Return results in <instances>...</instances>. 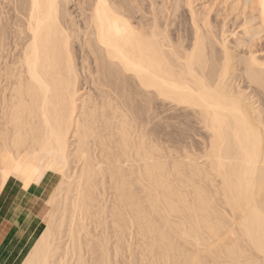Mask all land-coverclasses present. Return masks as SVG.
Instances as JSON below:
<instances>
[{
  "label": "bare ground",
  "instance_id": "obj_1",
  "mask_svg": "<svg viewBox=\"0 0 264 264\" xmlns=\"http://www.w3.org/2000/svg\"><path fill=\"white\" fill-rule=\"evenodd\" d=\"M37 2H54L59 8L53 11L56 25L51 33L44 31L35 48L30 47L31 32L28 30L32 0H16L17 5L12 8L19 17L15 18L13 34L16 36L9 56L5 54L8 48L3 43L0 28V190L10 177L19 180L25 190L48 172L59 177L46 201L47 212L42 229L20 264H83V261L102 264L114 262L117 258L124 264L125 259L154 258L171 259L178 264L180 260L187 261L197 256L205 264H217L222 260L242 258L249 247L247 237L258 238L260 231L264 172L257 170L252 188L242 191L233 179L238 170L232 164L223 168L220 165V158H231L230 137L218 140L213 146L201 109L182 103L179 98H163L157 85L159 81L172 78L183 79L189 86L196 84V79L187 71L188 66H181L176 55L188 60L194 58L193 70L198 78L210 79L215 75L218 79L227 50L231 54V63L226 87L229 92L243 98L245 109L255 114L258 123L260 104L257 107L251 101V95L248 97L243 88L233 84L235 81L232 79L239 66L242 74L240 72L238 76L246 77L250 84L264 90V68L261 67L264 62L251 52L247 57L236 53V49L250 46L263 28L243 26L241 31L245 38L234 37V46L224 37L225 32L219 34L222 37L215 42L211 33L203 32L208 13L205 20L187 3V22L192 28V37L190 43L183 45L181 36L173 43L153 23L146 28L142 23L134 25L120 0H86L83 2L85 8H79L80 23L69 12L71 0ZM97 2L108 6L100 11L107 13L104 28L106 36L109 31L111 33L110 49L100 43L96 25L92 22ZM250 2L244 0V4ZM18 4H24V7L21 9ZM261 23L264 25V19ZM126 27L143 32L151 39L164 70L156 67L152 74L144 71L150 66L148 51H142L134 41L116 38L117 29L123 31ZM72 38L78 42L77 54L72 49ZM26 51L32 59L31 73L39 82L30 74ZM109 52L111 59L108 58ZM75 58L80 60L85 92H80L82 88L79 87L80 75ZM87 60L92 62L91 67L84 65ZM127 79L133 88L132 85L129 89L124 87ZM115 84L121 89L118 93L113 91L116 94L113 96L110 90ZM125 92H133L139 104L142 99L149 102L153 98H161L178 108L196 112L209 136L204 161L198 162L188 155L179 157L177 154V157L170 150L164 152L149 137V132L145 133L140 106H137L139 112L133 111V99L130 101ZM259 102L256 101L257 104ZM53 128L62 134L58 158L49 156L46 146ZM13 160H28L31 167L19 174L10 171L5 175L6 167H14ZM161 161L166 165L164 172L159 171ZM33 167L40 170L38 176L33 174ZM239 212H246V215L242 217ZM233 215H239L242 220L236 223ZM126 253L130 255L126 256Z\"/></svg>",
  "mask_w": 264,
  "mask_h": 264
},
{
  "label": "snow or ice",
  "instance_id": "obj_2",
  "mask_svg": "<svg viewBox=\"0 0 264 264\" xmlns=\"http://www.w3.org/2000/svg\"><path fill=\"white\" fill-rule=\"evenodd\" d=\"M95 7L96 12L92 17V22L96 25L100 43L103 47L110 49L111 33L109 31L106 36L104 28L107 13L102 14L100 11L102 7L106 9L108 6L97 2ZM236 7L238 9L243 8L245 12L251 8L253 14L258 13L259 17L264 19V0H251L248 4H240ZM58 8L59 5L54 2L39 3L37 0H32L31 16L28 17V30L31 32L32 42L30 47L35 48L45 30L51 33L57 22L53 11L58 10ZM116 38L134 41L140 46L142 51L145 49L148 51L150 66L145 68L144 71L152 74L156 67L164 70V64L159 59L158 51L145 33H138L126 27L123 31L117 29ZM25 55L28 59L30 74L34 80L39 82L35 74L31 73L32 59L28 57L27 51ZM108 58L111 59L110 52ZM175 58L181 66H188L187 71L196 79V84L189 86L183 79L172 78L159 81L157 90L163 98H172L174 100L179 98V101L182 103L199 107L208 125V130L212 135L213 146L216 145L218 140H222L226 136L230 137V143H232L231 158L228 160L220 158L221 168L226 164H232L238 170L233 177L238 187L242 191L245 188L250 190L253 186V179L257 170L264 172V113L261 114V118L257 123L255 114L245 109L243 98L234 92L228 91L225 81L231 63V54L227 50L225 51L224 66L219 72L218 79L215 75L210 79L198 78L196 72L193 70L195 66L194 58L192 60L183 59L180 55H176ZM261 67L264 68V66ZM153 78L159 80L158 76H154ZM141 79L143 80V77ZM262 86H264V82H262ZM125 121H127V117H125ZM125 127H127V124H125ZM62 142V134L53 128L50 138L46 140V146L49 148L48 155L58 158ZM58 162L59 160L57 159ZM12 165L14 167L11 165L6 167L5 175L10 174V171L19 174L31 167V162L28 160H13ZM165 169L166 165L161 161L159 171L164 172ZM32 172L36 176L40 174L38 168L33 167ZM260 218L261 227L258 238L252 235L247 237L249 247L243 253L242 258L222 260L218 261L217 264H264V208L260 210ZM125 255L128 256L130 253H126ZM83 264H88V262L83 261ZM102 264H124V262L117 258L114 262L108 261L102 262ZM127 264H177V262L171 259L154 258L151 260L127 261ZM178 264H205V261L197 256V258L187 261L180 260Z\"/></svg>",
  "mask_w": 264,
  "mask_h": 264
},
{
  "label": "rangeland",
  "instance_id": "obj_3",
  "mask_svg": "<svg viewBox=\"0 0 264 264\" xmlns=\"http://www.w3.org/2000/svg\"><path fill=\"white\" fill-rule=\"evenodd\" d=\"M75 1H76V3H75ZM78 1H80V2H78ZM85 1L86 0H71V2L69 3V5L70 4L72 5V6H69V12H70V14H71L72 17H76V19H77L76 21H79L80 20L78 23H80L81 20H82V17H80L78 15L79 14V8H82V7L85 8V4L83 5V2H85ZM120 1L122 2L121 4L123 6V9L126 10L125 13L126 12H127V14L130 13L128 15H130L131 20H132V23L134 25H138V24H141L142 23L141 25H143L144 28H146V27H148V25L150 26V24H151V26H152L154 24V25H156L157 29L160 32H164L168 36V38H170L171 41L173 40L172 41L173 43H176V38L181 36L180 38H181V40L183 42V45L190 43V40H191V37H192V32H191L192 31V28H191V26L189 24V21L187 22V20H189L188 6H186L187 3H189L190 5L192 4L191 7L198 14L200 13L199 14L200 16H202L203 18L205 17V20H206V17L209 15L207 17V18H209V19H207L209 21L206 20V25L204 26L205 27L204 28L205 30L203 29V32L205 31L204 33H211L212 34V37L214 38V41H215V39H217L219 41L220 37H222L223 33L225 32L224 33V37H226L227 40L230 41L229 42L230 44L233 42L231 44V46H234V41H235V38L234 37H236L237 39L238 38L239 39H244L245 36L243 35V32H242L243 29L245 27L247 28V27H250L252 25L255 27L257 25L259 28H263L261 30L259 36H258L259 38L257 37L250 46L240 47V48L236 49V53H239V56H244L245 55L247 57V55H249V53L251 52L260 61H263L264 62V25L261 23V19L259 18V14H253V12L251 13V11H252L251 8H249V10H247V12H244L245 11L244 9H242V8H239L238 9L236 7L237 5H240L241 2L244 4V0H240L241 2L239 0H235V1L234 0H221V1L220 0H200V1L199 0H175V1H173V0H132L133 2H131V0H124V1L123 0H120ZM125 1H127V2H125ZM136 1L138 3H135ZM182 1H184V2L182 3ZM151 2H152V4H151ZM205 2H207V3H205ZM231 2H232V6H231ZM236 2H237V5H236ZM0 4H1L0 5V13H1L0 24L2 25V26L0 25V28L2 27L1 28L2 34H3L2 35V40H3V43L4 44L6 43L5 45L8 48L7 49V52H5V54L7 56H9L10 50H11V48L13 46V42L15 41L14 39H15V36H16V34H13L14 33V23L16 21L15 18L16 17L17 18L19 17L17 14H15L16 11L14 10L17 4H16V0L15 1L14 0H11V2H10V0H7V1L6 0H2V1L0 0ZM80 4H82V5H80ZM205 4H207V5H205ZM220 5H222V6H220ZM18 6L22 9V7H24V4L23 5L18 4ZM130 6H132V7H130ZM1 7H2V10H4L3 12H1ZM13 7H14V9H12ZM131 8H132L133 11L130 10ZM139 9H141L142 11L139 10ZM171 9H172V11H171ZM207 9L208 10L210 9V11L208 12ZM11 10H13L12 11L13 13L11 12ZM242 10H244V11H242ZM136 11H138L140 13L137 12L138 13V15H137ZM152 11H153V13H151ZM224 11H226L225 12L226 14L224 13ZM73 12H74V14H73ZM170 12H172V14ZM207 13H208V15H207ZM2 14L3 15L5 14V15L3 16ZM139 14H140V16H139ZM243 14H245V15H243ZM135 15H136V17H135ZM251 15H253V16H251ZM243 16H244V19L245 20H243ZM181 17H183V18H181ZM247 17L248 18L251 17L250 18V21H248L249 19ZM253 17H255V19H253ZM153 18L155 19V21H154ZM221 19H223L225 22H223V20H221ZM251 19H253L252 20V23H251ZM4 21H5V23L7 25L4 23ZM137 21H139V22H137ZM148 21H149V23H148ZM254 21H256V22H254ZM243 22H245V25H247V26H245ZM250 23H251V25H250ZM261 25H262V27H261ZM243 26H244V28H243ZM163 28H164V30H163ZM4 29L6 30V32H5ZM166 29H168L169 31L166 30ZM179 29H180V31H179ZM176 30H178V31H176ZM181 31H183V32H181ZM217 31L219 33H217ZM169 32H172V33L169 34ZM220 32H222V33H220ZM228 33L231 34V35H229ZM189 34H190V36H188ZM213 34H214V36H213ZM219 34H222V35L219 36ZM216 35H218V36H216ZM187 36H188V38H187ZM72 39H73L72 49H73V52L76 50L74 53L77 54L78 53L77 52L78 51V49H77L78 48V42H77V39H74V38H72ZM217 40L215 42H218ZM7 44L8 45L10 44V45L8 46ZM74 45H75V47H74ZM249 47H251L250 48L251 50L248 49ZM215 48H217V50L219 49L217 45H215ZM247 51H248V53H246ZM76 59L77 58L74 59L75 65H76V69L78 70V73L80 75V73H81L80 72V66H79L80 65V60H78V59L76 60ZM84 65H86L87 67L88 66L91 67L93 64H92V62H90V61L88 62V60H87ZM238 67H237V71L233 75L234 78L232 80H233V82L235 81V83H233V84L235 86H237V84H238V86H240L241 88H243L244 92L247 93V95H249L248 97H250V95H251V97H250L251 98V101L253 103H255L257 107L260 104L258 108L260 109L261 114L264 113V106H263V103H264V90L260 89L259 87H256V85H254V84L253 85L250 84L247 81L246 77H244L242 75H239L238 76V74L240 72H241L240 74H242V71H241L240 67L239 68ZM80 76H79V85H80L79 87L82 88V90H80V92H82V91L85 92L84 90H86V89H83L84 86L82 85V83H83V77L81 76V78H80ZM80 79H82V80H80ZM80 81H81V83H80ZM111 81L112 82H115V80H113V79ZM125 81H124V87L126 89H129L128 87H130L132 85L131 84V81H129V79H127L126 82ZM117 87H118L117 84H115L113 86V88H112L113 90H110L112 92L111 94H113V96H115L116 95L115 93H118L120 91V89H121V88H117ZM240 87H238V88H240ZM254 87H256V89H254ZM85 88H86V86H85ZM115 88H116V90H115ZM132 88H133V85H132ZM253 90H254V92H253ZM256 92H257L258 95L256 94ZM129 93L128 92H125L124 94L127 97L130 98V99L128 98L130 101H131V99H133V102L131 103L132 110L139 112V110L137 108L140 106V112L139 113L141 114L140 117H141V120H142V123H143V127H144L145 133L147 134L149 132L148 133L149 137L151 139H153L156 143H158L157 145L164 152L168 153L167 151L170 150L169 152L172 155L177 156V157H178V155H179V157H181L183 155H188V156H192L193 158H195L198 162H203L204 161V155H205L206 151L208 150L209 136H208V133L205 130L203 124L200 123L199 117L196 114V112L192 111L189 108H186V109L183 108V107H181V108L179 107L178 108L176 105L174 106L173 103L168 102L167 100L165 101L164 99L161 100V98H158V99L157 98H153L152 100H149V102H147L146 99H144L145 101H143V99H142L141 100V104H139L137 101H135V100H138V98L135 97V95L133 94V92L132 93L129 92ZM254 96H255V99H254ZM252 98H253L254 101L252 100ZM155 99H157V101ZM259 100H260V102H259ZM256 101L259 102V103L257 104ZM262 107H263V109H262ZM177 109H179V110H177ZM191 114H193V115H191ZM148 115H149V117H148ZM194 115H197V116H194ZM146 118L147 119L149 118L148 119L149 121ZM153 118H154V121L151 120ZM146 123H148V124H146ZM169 148H171V149H169ZM226 211H227V213H229V210L228 209ZM241 213H240V216L246 215V212H245V214L244 213L241 214ZM235 217L233 215L232 219L233 218L235 220L237 219L235 221L236 223H237V221L240 222L242 220V219H240L239 215H235ZM130 242L131 241H129V243ZM21 260L17 264H20ZM130 260L131 259H125L126 264H127V261H130Z\"/></svg>",
  "mask_w": 264,
  "mask_h": 264
},
{
  "label": "crops",
  "instance_id": "obj_4",
  "mask_svg": "<svg viewBox=\"0 0 264 264\" xmlns=\"http://www.w3.org/2000/svg\"><path fill=\"white\" fill-rule=\"evenodd\" d=\"M11 178L0 190L4 193L0 195V264H17L24 257L42 229L46 201L59 177L48 172L26 190L19 180Z\"/></svg>",
  "mask_w": 264,
  "mask_h": 264
}]
</instances>
